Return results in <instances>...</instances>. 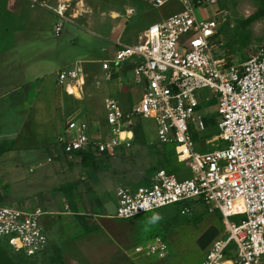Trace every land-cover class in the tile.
Masks as SVG:
<instances>
[{
  "label": "built area",
  "instance_id": "2783aa9c",
  "mask_svg": "<svg viewBox=\"0 0 264 264\" xmlns=\"http://www.w3.org/2000/svg\"><path fill=\"white\" fill-rule=\"evenodd\" d=\"M28 1L60 19L57 32L75 16L70 0ZM146 1L159 8L170 0ZM177 1L181 8L150 23L135 43L123 44L98 60L106 80L131 64V78L141 91L128 108L114 96L105 97L111 137L96 142L86 121L72 120L67 129L75 130L76 136H60L50 150L68 160L89 151L113 156L121 145H130L129 133L141 118L154 119L159 143L170 145L184 167L179 172L161 168L146 184L119 187L115 217L130 219L175 204H182L185 213L189 203L201 201L210 212L221 214L225 235L214 241L200 264H264V43L242 63L217 56L225 44L220 28L228 8L221 7L222 0ZM208 5L216 7L214 15L199 17L197 8ZM133 12L134 8L127 10L128 15ZM87 76L81 60L58 70L56 86L81 98ZM213 101L218 132L197 150L196 134L211 123L200 109ZM54 155L49 154L48 161ZM185 170L188 176L180 175ZM145 204L147 211L141 207ZM46 213L41 207L0 201V241L16 242L28 256L44 251L49 245ZM137 251L164 258L167 245L155 239Z\"/></svg>",
  "mask_w": 264,
  "mask_h": 264
},
{
  "label": "rangeland",
  "instance_id": "374dc122",
  "mask_svg": "<svg viewBox=\"0 0 264 264\" xmlns=\"http://www.w3.org/2000/svg\"><path fill=\"white\" fill-rule=\"evenodd\" d=\"M13 1L5 4L9 12L7 16L2 15L4 20L1 19L0 23L7 26L8 32L13 31L15 34L3 41L14 42L17 57H27L26 60L30 59L31 65L14 71L11 83L8 84L11 92L7 97L16 100L12 104L5 102L4 110L2 109L4 115L0 118V201L21 208L28 207L40 202L53 187L72 182L74 177L89 175L93 180L103 181L101 184L105 185V195H99L105 203L107 212L115 214L117 202L114 193L117 183L113 179L106 181L101 179L100 174L92 168L79 164L80 162L75 164V160L63 157L68 166L75 164L72 170L65 169L61 164L59 167L53 160L48 161L47 146L52 142L48 144L46 141L55 135L57 129H66L67 123L72 120L86 121L90 127L91 138L96 142L110 138L104 99L106 96H114L123 105L130 107L139 98L141 91L132 84L130 74L132 65L127 64V68L121 73L106 80L98 62L86 63L88 76L83 98H74L72 94L60 90L57 92L54 79L57 69L71 67L77 59L86 61L90 58L108 57L120 45L135 43L139 36L124 37L123 34L120 38H111L110 44L106 45L108 40L104 24L97 23L86 29L68 22L64 23L61 34L56 35L54 31L55 23L58 21L56 15L42 8L32 9L26 0L23 1L21 8H16L12 5ZM86 1L91 4L96 2ZM126 4L134 5L139 10L146 6L152 13L160 12L163 15L172 14L181 8L177 0H170L159 8L152 7L146 0L135 2L127 0ZM111 6L123 9L122 4ZM221 7L228 8L229 14L220 28L225 44L216 51V55L225 56L234 63H242L255 56L264 43V16L248 22L249 16L258 8L256 0H222ZM96 9L98 11V7ZM215 9L216 7L210 5L197 8V14L199 17L210 18L214 15ZM34 11H38V24L30 21ZM113 15L118 16L114 13ZM26 20L33 25L28 27V30H36L39 33L25 41L19 31H23L22 26L27 23ZM78 23L85 24V16L80 15ZM119 29L120 26L116 36L121 34ZM24 42L31 43L27 45L26 51L22 48ZM104 46H107L106 50L103 49ZM21 66L22 64H17L18 68ZM41 73L45 75V79L37 97V84L40 83L33 81L30 84L22 80L23 77L34 78ZM56 95L64 97L63 102L58 103L62 105L58 111L54 100ZM23 98H26L25 103ZM25 105L27 109L24 108ZM200 113L211 122L207 130L196 134L197 140L202 142L206 137L218 132L217 103L213 101L203 106ZM20 128L23 129L22 139L19 133L10 132L12 129ZM135 129V138L130 146L119 147L113 156L96 155L112 159L116 173L124 179L132 178L133 187L146 184L144 179L158 169L165 168L170 172H179L183 169V163L178 162L176 153L170 145L153 148L158 139L154 119L141 118ZM70 137L73 135L70 134ZM150 143L155 145L152 146ZM196 148L202 150L199 143ZM92 155H95L94 152ZM90 160L91 155L82 161L86 163ZM100 161L99 158L97 163ZM111 163L107 162L108 165ZM110 170L113 171L111 168ZM188 174L186 170L180 172L182 176ZM108 195L109 199L106 200ZM192 202L196 203L185 213L182 204H175L141 214L137 218L133 217L131 223L132 221L139 223L137 231L128 229L129 220L109 219L110 228L116 237L114 239L120 240L118 242L123 243V248L115 246V242L106 237L102 230H95L93 227L97 224L95 221L81 222L72 216L73 220L68 223L69 232L66 233L64 227L67 224L62 222V217L52 218L49 215L43 216L49 236V245L44 251L35 256H27L17 243L11 240L0 241V248L10 253L15 264H200L214 241L225 235V227L218 211L210 212L201 201ZM154 214H159L161 218L151 222ZM91 224V230H86V226ZM155 239H160L167 245V254L164 258H156L137 251L139 246Z\"/></svg>",
  "mask_w": 264,
  "mask_h": 264
},
{
  "label": "crops",
  "instance_id": "0c3cea01",
  "mask_svg": "<svg viewBox=\"0 0 264 264\" xmlns=\"http://www.w3.org/2000/svg\"><path fill=\"white\" fill-rule=\"evenodd\" d=\"M12 1L13 0H3L2 2H0V13H1L0 20L2 19L1 21L4 20L3 16H7L8 15L7 12H9V9H7V7H5V4L8 2L11 3ZM23 1L24 0H14L12 5L15 6L16 8L17 7L21 8ZM26 1L30 4V2L28 0H26ZM94 1H96V2L94 4H91V2L89 3L86 0H76V1L73 0L71 3V6L73 8V13L75 14V16L72 17L70 21H66V22L71 23L77 27H84L86 29L92 28L97 23L99 25L104 24V27L106 29V38L108 40L106 45L110 44V41L112 40L111 38H113V37L114 38L115 37L120 38V37H122L123 34H125L124 37H138L150 23L162 20L163 18H166L167 16L170 15V14L169 15H163L160 12L152 13V11H150L149 9H146V6L144 9L139 10L134 5L128 6L126 4L127 0H94ZM130 1L135 2L136 0H130ZM18 2H19V4H18ZM120 4H122L123 9L122 8H116V6H111V5H120ZM30 6L32 9L42 8V7H34L31 4H30ZM96 6L98 7V11L96 9L97 8ZM107 6H110V7H107ZM149 6L147 5V7H149ZM129 8H134V12L130 15L127 14V10ZM42 9H44V8H42ZM45 10H47V9H45ZM80 10H81V12H80ZM83 10H84V12H83ZM47 11H49V10H47ZM20 12H21V10H20ZM37 12L38 11H34L33 16L30 17V21H32L33 23H36V24H38V19H39ZM113 13L118 15V16H114ZM80 15L85 16V24H79L78 23V18ZM21 19H23V18H21ZM152 19H153V21H150ZM9 20H10V17H9ZM59 21H60V19L58 18V21H56L55 26H54V31H55L56 35H60L62 30H63V26L59 32H57V30H56L57 23ZM25 22H27V23L26 24L24 23L25 25L22 26L23 31H19V32H20V35L22 33V37L26 41V39H28L29 37H32L34 35L35 36L38 35L39 32H37L36 30H34V31L28 30V27H32L33 25L30 22H28V20H26ZM66 22H64V23H66ZM64 23H63V25H64ZM119 26H120L119 30H121V34H118V36H116L117 35L116 33L118 32ZM6 27L7 26H5L4 23H0V118L2 117V115H4L3 114V110H4L3 108L5 105L4 103L7 102V104H12L13 101L16 100V99L13 100V99L7 97V95L11 92L10 88L8 87L10 85H8V84L11 83L12 76L15 74L14 71H16L17 69L22 70L26 67L28 68L31 65V60L30 59L26 60L27 57H25L24 55L23 56L25 58L17 57L16 54H18V53H16V50H14V47H15V46H13L14 42L8 43V41H3L6 38L7 39L11 38L15 34V32H13V31L8 32L6 30ZM28 44L31 45L30 42ZM28 44L24 42V44L22 46V48H24V51H26L28 49V47H27ZM22 48H20L21 51H22ZM106 48H107V46L103 47V49H105V50H106ZM27 53H29V52H27ZM93 55H95V54H93ZM28 58H30V57H28ZM103 58H105V57H99L96 59L90 58V59L84 61V65L87 68L86 63L92 62V61L98 62L99 59H103ZM78 61H81V59L75 60V63L73 64V66ZM17 64H22V66H24V67L21 66L18 68ZM66 68H69V67H66ZM99 68H100V63H99ZM60 69H63V68H59L56 71L58 72V70H60ZM57 72L55 74V79H54L55 85L54 86H55L56 91L58 92L60 89L56 86ZM121 72H119V73H121ZM116 74H118V72ZM130 74H131V70H130ZM23 78L24 79L22 81H25L26 83L28 82L31 84L33 81L34 82L37 81L38 83H40L39 85L37 84V87H38L37 97H38V95L40 94L42 87H43V80L45 79V75H43L41 73V74L35 76L34 78H27V77H23ZM21 83H23V82H21ZM132 84L134 85L133 80H132ZM18 85L19 84H17V86ZM136 87H138V86H136ZM83 95H85V92ZM83 95L81 98H83ZM63 98H62V95L61 96H59V95L55 96L54 100L56 101V111H58L59 108L62 107V105H59L58 103H59V101L63 102ZM74 98H79V97L74 96ZM20 100L22 101V99H20ZM23 102L24 103L26 102V98H23ZM122 106L124 108H128V106H125L123 104H122ZM24 108L27 109L26 105ZM56 114H57V112H56ZM68 123L66 125V129H57L55 132V135L51 139L46 141V143H48V144L51 142L54 143L58 140V138L60 136H69L70 137V134H72L73 136H76L77 132L75 130H68L67 129ZM22 131H23V129L20 128V129H12L10 132L11 133H19L21 135V139H22L23 138L22 137L23 136ZM135 132H136V129L134 127V129H132V132L130 134V135H133L132 140H130V145L134 141ZM156 133H157V129H156ZM21 141L23 142V140H21ZM199 144L204 145L205 143H203V141H202V142H199ZM150 145L153 146L155 144L150 143ZM48 146L50 147V145H48ZM121 146L125 147L126 145L123 144ZM157 146H165V145H161L157 139V144H156V146H153V148H156ZM99 158L101 159L100 163H97V162L96 163H92V162L84 163L82 161V158H78V159H75V164H78L80 162L79 164L82 163L84 166L92 168L95 172L100 174L101 179L103 178L105 181H106V179L107 180L113 179V181H115L118 185L116 190H115V193H114V195H115L114 197H115L116 202H117V189L121 186H132L131 184L133 182L132 181L133 179L132 178L131 179H124L122 176L117 174L113 168V160L112 159H110L108 157H102V156L98 157V159ZM63 160H64L63 157H59L56 160L55 164L58 163L57 165H59V167L61 164V166L64 167L65 169L72 170L74 167L73 165H75V164L68 166L67 164H65V162ZM110 161L112 163L110 165H108L107 162H110ZM110 168L113 171H111ZM151 175L148 178L144 179L145 183H147L146 181L151 177ZM92 178L93 177H90L89 175L86 177L85 176L84 177H80V176L74 177V180L72 182H69L67 184H60L57 187H53V189L49 192V194L46 195V197H43V199L40 202L28 205V207L29 206H33L32 208L41 207L47 211V213L45 215H49L52 218L61 216L62 222H64V224H67L64 227L66 233L69 232L68 231V229H69L68 223L71 220H73L72 219L73 217L80 220L81 222L82 221L85 222L86 220L95 221L97 223V224L93 225V227H95V230L96 229L102 230L105 233L106 237H108L111 241L115 242L114 243L115 246H118L119 248H123V243L120 244L118 242L120 240L116 239V241H115L114 238H116V237L112 232L113 230L110 228L111 226H110L109 219H118V218L115 217V214H110L107 212V209L104 205L105 203H103L102 198L99 195V194L105 195V191H106V190H104L105 185L101 184V182H103V181H100L97 179L93 180ZM123 182H126L128 184L124 185ZM107 199H109V195L106 197V200ZM135 218H137V217H135ZM132 219L133 218L125 219V220H129V222H130L128 225V227H129L128 229H131L133 231H137L136 229H138L139 223H136L134 221H132V223H131L130 220H132ZM118 220H121V219H118ZM91 227H92V224L90 226L87 225L85 229L91 230ZM130 246H131V244H130Z\"/></svg>",
  "mask_w": 264,
  "mask_h": 264
},
{
  "label": "trees",
  "instance_id": "16d2710c",
  "mask_svg": "<svg viewBox=\"0 0 264 264\" xmlns=\"http://www.w3.org/2000/svg\"><path fill=\"white\" fill-rule=\"evenodd\" d=\"M256 2L258 3V8H257L256 12L253 15L249 16V18L247 19L248 22H250L252 20H255V19H257V18H259L261 16H264V0H256ZM47 151H48V154H53L54 155V153L51 152L49 146H47ZM89 155H91L90 162H92V163H96L98 157H100V156H97L96 154L92 155V151H89V152H86V153H84L82 155V160L85 161ZM58 158H59V155H54V159H53L54 163L56 162V160ZM195 203L196 202H191V203H189V205L192 206ZM220 216H221V214H220ZM0 264H15L14 258H12L10 253L6 252L3 248H0Z\"/></svg>",
  "mask_w": 264,
  "mask_h": 264
},
{
  "label": "clouds",
  "instance_id": "9594fccd",
  "mask_svg": "<svg viewBox=\"0 0 264 264\" xmlns=\"http://www.w3.org/2000/svg\"><path fill=\"white\" fill-rule=\"evenodd\" d=\"M144 210H148V205L147 204H145V205H142L141 206ZM133 208H135V205H133ZM161 217L159 216V214H154L152 217H151V222H156V221H158L159 219H160Z\"/></svg>",
  "mask_w": 264,
  "mask_h": 264
},
{
  "label": "bare ground",
  "instance_id": "6f19581e",
  "mask_svg": "<svg viewBox=\"0 0 264 264\" xmlns=\"http://www.w3.org/2000/svg\"><path fill=\"white\" fill-rule=\"evenodd\" d=\"M125 134H126V133H125V132H123V133H122V136H125ZM129 134H131V133H129Z\"/></svg>",
  "mask_w": 264,
  "mask_h": 264
}]
</instances>
